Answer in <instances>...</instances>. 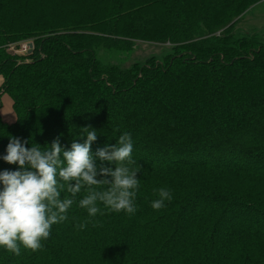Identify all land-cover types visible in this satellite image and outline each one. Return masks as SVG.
Masks as SVG:
<instances>
[{"label": "trees", "instance_id": "16d2710c", "mask_svg": "<svg viewBox=\"0 0 264 264\" xmlns=\"http://www.w3.org/2000/svg\"><path fill=\"white\" fill-rule=\"evenodd\" d=\"M262 1L0 0V108L7 93L18 117L0 115V156L8 134L69 149L91 127L93 152L130 133L140 168L134 215L90 218L82 191L42 248L0 264H264V38L236 27ZM138 41L168 50L121 67ZM160 187L173 199L154 210Z\"/></svg>", "mask_w": 264, "mask_h": 264}, {"label": "clouds", "instance_id": "9594fccd", "mask_svg": "<svg viewBox=\"0 0 264 264\" xmlns=\"http://www.w3.org/2000/svg\"><path fill=\"white\" fill-rule=\"evenodd\" d=\"M79 135L85 137L83 142L74 139L69 149L59 139L42 149L32 143L26 147L28 141L7 135L9 143L0 159L17 168L0 170V249L19 255L21 246L32 251L42 248L52 226L67 219L68 210L82 191L86 194L78 200V206L90 218L105 211L135 214L140 191L136 174L140 168L133 167L137 161L132 156L131 134L123 132L115 145L105 144L95 152L91 145L97 140V130L85 127ZM105 161L109 166H104ZM98 175L104 178L97 179ZM153 191L157 194L150 201L154 210L173 199L170 189Z\"/></svg>", "mask_w": 264, "mask_h": 264}, {"label": "rangeland", "instance_id": "374dc122", "mask_svg": "<svg viewBox=\"0 0 264 264\" xmlns=\"http://www.w3.org/2000/svg\"><path fill=\"white\" fill-rule=\"evenodd\" d=\"M237 30L242 34L243 30H246L251 33H257L261 38H264V1L260 2L256 6L251 7L249 10L243 13V16L238 20ZM32 44V47H31ZM27 45V48L25 46ZM34 49V41L32 39H26L21 41V45L16 46V44H12L9 46V51L21 56H28L33 52ZM133 50L130 51L127 55L121 54L119 60L117 61L119 65L123 68L130 67L135 62H143L149 56H156L158 58L162 57V55L168 50V48L164 45H158L155 43H147V42H135ZM105 51L101 50V55L105 57ZM116 56L112 57L116 60ZM112 58H109L110 60ZM108 59V58H106ZM3 76L0 75V87L3 85L2 81L4 82ZM104 100L109 101L110 98H104ZM119 98H117L118 102ZM121 100V99H120ZM119 100V101H120ZM118 108V107H117ZM58 112L54 113L55 115ZM118 115L120 116L121 112L117 110ZM0 115L3 121L7 123H13L17 120V112L14 108V102L12 97L4 93L2 95V106L0 108ZM241 139L247 140V136L244 133H239ZM32 138V137H30ZM246 187V186H243ZM253 223L256 221L252 220ZM220 235L223 232V229L219 231ZM218 232V233H219ZM24 250V248H23ZM27 250V249H26ZM25 250V251H26Z\"/></svg>", "mask_w": 264, "mask_h": 264}, {"label": "built area", "instance_id": "2783aa9c", "mask_svg": "<svg viewBox=\"0 0 264 264\" xmlns=\"http://www.w3.org/2000/svg\"><path fill=\"white\" fill-rule=\"evenodd\" d=\"M27 48V45L25 46V48L24 49H26Z\"/></svg>", "mask_w": 264, "mask_h": 264}, {"label": "crops", "instance_id": "0c3cea01", "mask_svg": "<svg viewBox=\"0 0 264 264\" xmlns=\"http://www.w3.org/2000/svg\"><path fill=\"white\" fill-rule=\"evenodd\" d=\"M3 78V77H2ZM2 83H3V81H2Z\"/></svg>", "mask_w": 264, "mask_h": 264}, {"label": "water", "instance_id": "95a60500", "mask_svg": "<svg viewBox=\"0 0 264 264\" xmlns=\"http://www.w3.org/2000/svg\"><path fill=\"white\" fill-rule=\"evenodd\" d=\"M31 47H32V44H31Z\"/></svg>", "mask_w": 264, "mask_h": 264}]
</instances>
